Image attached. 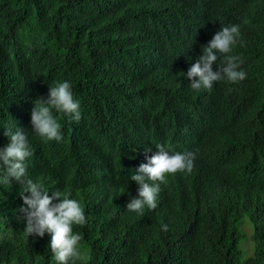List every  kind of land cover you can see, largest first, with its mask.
Masks as SVG:
<instances>
[{"label": "trees", "instance_id": "1", "mask_svg": "<svg viewBox=\"0 0 264 264\" xmlns=\"http://www.w3.org/2000/svg\"><path fill=\"white\" fill-rule=\"evenodd\" d=\"M130 3L143 7L128 0H0V133L23 119L40 83L69 78L84 120L67 129L63 143L37 141L26 165L34 181L88 204L86 264H239L233 222L247 211L257 251L245 264H264V0H182L156 64L133 43L145 17H135ZM9 8L31 20L13 23ZM220 21H233L245 36L249 79L197 95L181 68ZM117 44L132 56L131 74L116 63ZM161 142L196 150L199 171L172 177L158 213L140 221L125 208L131 165ZM2 176L0 169V264H58L39 236L24 230L20 183Z\"/></svg>", "mask_w": 264, "mask_h": 264}, {"label": "clouds", "instance_id": "2", "mask_svg": "<svg viewBox=\"0 0 264 264\" xmlns=\"http://www.w3.org/2000/svg\"><path fill=\"white\" fill-rule=\"evenodd\" d=\"M135 3V17H145L144 31L134 44L152 64L159 58L162 37L176 24L182 11V0H128ZM150 2L162 3L160 10H150ZM11 19L17 25L30 21L27 14L9 8ZM81 11V10H80ZM122 29H125L121 25ZM247 40L241 36L240 27L233 21H220L206 29L193 57L186 60L181 74L191 92L212 96L218 89L239 87L249 79L248 65L244 54ZM118 45V44H117ZM118 66L125 63L129 74L134 70L132 56L124 46L115 50ZM83 101L76 84L69 78L42 82L27 102L24 117L15 125L0 133V169L5 183L14 178L21 185L19 193L27 207H22L28 235L39 236L35 241L44 243L51 263L86 264L91 258L84 237V228L90 217L76 199L70 198V190H54L28 176L26 161L33 158L37 141L44 144L63 143L67 129L81 125L84 120ZM132 188L127 192L125 208L137 220L147 221L158 213L162 205L165 185L175 176H195L199 171V153L194 149H176L167 143L145 147L133 158L131 165ZM248 218L253 225V255L240 259L243 234L241 226ZM244 222V223H243ZM249 223V224H250ZM163 231L167 225H161ZM238 239V263L245 264L254 258L257 251L256 225L252 211H247L233 222Z\"/></svg>", "mask_w": 264, "mask_h": 264}, {"label": "rangeland", "instance_id": "3", "mask_svg": "<svg viewBox=\"0 0 264 264\" xmlns=\"http://www.w3.org/2000/svg\"><path fill=\"white\" fill-rule=\"evenodd\" d=\"M244 222H243L244 224L241 226V231L243 234L241 256H240L241 260H244L245 258H247L250 255H253L254 253V249H253L254 246L252 240L253 225L250 223L248 218H246Z\"/></svg>", "mask_w": 264, "mask_h": 264}, {"label": "water", "instance_id": "4", "mask_svg": "<svg viewBox=\"0 0 264 264\" xmlns=\"http://www.w3.org/2000/svg\"><path fill=\"white\" fill-rule=\"evenodd\" d=\"M132 175H133V171L130 170V182H131V176ZM46 188H49V195H51L54 190H57V189L61 190L58 187H54V186H51V185H48V184H47ZM131 188H132V184H131ZM101 197H104V194H102ZM70 198H73V199H76L77 201H79L81 203V205L83 206L84 210L86 211V214H88L89 217H90L89 206L82 198H80L79 196H76L74 194H71Z\"/></svg>", "mask_w": 264, "mask_h": 264}, {"label": "bare ground", "instance_id": "5", "mask_svg": "<svg viewBox=\"0 0 264 264\" xmlns=\"http://www.w3.org/2000/svg\"><path fill=\"white\" fill-rule=\"evenodd\" d=\"M193 38H194V37H193ZM190 39H191V38H190ZM189 41L193 42V40H189ZM190 48H193V47H190ZM181 88H182V87H181ZM181 88H180V89H181ZM209 97H210V96H209ZM203 98H204V97H203ZM203 98H202V99H203ZM208 99H210V100H211V98H208ZM210 100H209V101H210ZM201 101H202V100H201ZM210 102H211V101H210ZM210 102H209V103H210ZM160 216H162V215H160ZM155 218H156V217H155ZM158 218H160V217H158ZM184 254H185V253H184ZM184 254H182V255H181V257H183V256H184Z\"/></svg>", "mask_w": 264, "mask_h": 264}]
</instances>
